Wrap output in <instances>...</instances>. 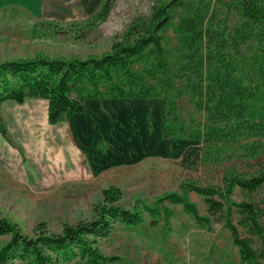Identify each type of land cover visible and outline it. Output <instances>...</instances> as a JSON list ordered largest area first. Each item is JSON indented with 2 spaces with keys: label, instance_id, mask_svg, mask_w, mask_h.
<instances>
[{
  "label": "trees",
  "instance_id": "1",
  "mask_svg": "<svg viewBox=\"0 0 264 264\" xmlns=\"http://www.w3.org/2000/svg\"><path fill=\"white\" fill-rule=\"evenodd\" d=\"M116 1L104 0L83 22L47 27L57 35L73 32L84 39L107 21ZM230 5L238 18L230 30L217 23L213 0H170L152 4L100 56L66 59L38 54L0 61V107L7 99L46 98L49 122L54 124L83 111L89 98H162L164 138L181 133L184 139L201 141L184 150L179 162L183 169L230 164L220 184L187 181L181 192H168L152 204L137 201L131 208L121 203L123 190L111 185L102 190L91 219L66 222L60 232L40 222L31 236L0 217V237L9 236L0 246V264H133L104 253L100 241L118 225L146 236L142 226L148 217L150 225L161 219L169 225L173 209L168 204L181 205L208 227L212 216L220 214L241 259L264 264V249L256 248L239 230L243 226L264 245V207L252 200H233L238 188L253 193L264 187V161L256 167L246 162L264 156V0H231ZM38 28L36 24L32 33ZM170 30L176 35L175 47L168 43ZM183 97L204 113L205 125L192 114L188 123L183 120L179 105ZM0 132L7 137L1 112ZM240 162L252 169L241 172L236 168ZM190 192L205 198L208 215L199 212Z\"/></svg>",
  "mask_w": 264,
  "mask_h": 264
},
{
  "label": "rangeland",
  "instance_id": "2",
  "mask_svg": "<svg viewBox=\"0 0 264 264\" xmlns=\"http://www.w3.org/2000/svg\"><path fill=\"white\" fill-rule=\"evenodd\" d=\"M103 1L84 0L85 7H90L91 3L99 4V7L94 8V12L87 16L84 13L77 17H38L33 20L15 8L1 11L0 61L31 58L38 54L66 59L100 56L111 49L113 42L128 31L139 15L148 13L152 4L170 0H117L107 21L84 39L75 38L73 32L64 36L57 35L47 27L49 23L66 26L72 22H83L100 9ZM230 2L231 0H213L217 10V23L227 30L238 19ZM62 3L71 4L70 0H62ZM179 12L180 9L177 13ZM41 22L46 25L42 26ZM36 24H39V28L37 34H33ZM167 36L168 43L177 46L176 35L172 30ZM160 99L164 104V100ZM179 105L186 123L192 114L198 123L206 124L204 113L197 112L188 97L180 99ZM164 140H169L170 143L165 147L163 158L142 163L133 170L129 180L122 183L120 188L124 192L121 202L123 205L131 208L137 201L152 204L168 192H181L182 184L187 181H195L201 185L221 183L229 163L205 164L196 170H185L179 164L184 150L189 145L201 144V141L184 139L181 133ZM260 161H264V156L246 162L256 167V163ZM246 162L238 163L236 168L241 172L250 171L252 168L245 166ZM3 178L0 170V217L9 219L22 232L31 236L40 222H45L53 232H60L66 222L91 219L94 215L93 206L102 199L104 189L80 184L69 185L56 193H33ZM189 198L197 204L202 215L209 214L204 197L190 192ZM233 200H252L264 207V187L253 193L243 192L238 188ZM168 205L173 209L169 225H165L163 219L154 226L150 225L148 217V221L142 226L148 233L146 236L118 225L110 237L100 241L101 249L108 255H119L131 260L133 264H247L241 259L239 249L234 245L232 235L220 214L212 216L211 226L208 227L199 224L181 205ZM234 218L238 223L240 216L236 214ZM262 221L264 223V218ZM167 226L170 229L164 234ZM239 230L242 235L251 239L256 248L264 249L262 242L248 233L246 228L239 225ZM8 238L9 236L0 237V246Z\"/></svg>",
  "mask_w": 264,
  "mask_h": 264
},
{
  "label": "crops",
  "instance_id": "3",
  "mask_svg": "<svg viewBox=\"0 0 264 264\" xmlns=\"http://www.w3.org/2000/svg\"><path fill=\"white\" fill-rule=\"evenodd\" d=\"M70 2L0 0V12L15 8L36 20L87 16L99 7ZM163 109L160 98H89L83 111L52 124L48 99H7L0 107L8 130L7 137L0 132V170L9 183L33 193L80 184L122 187L142 163L163 158L170 143L163 136Z\"/></svg>",
  "mask_w": 264,
  "mask_h": 264
}]
</instances>
